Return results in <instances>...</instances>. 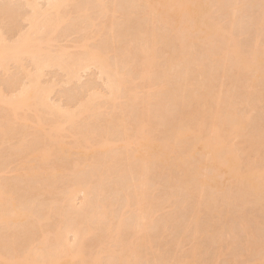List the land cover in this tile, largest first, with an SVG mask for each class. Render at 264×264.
Masks as SVG:
<instances>
[{"label":"rangeland","instance_id":"rangeland-1","mask_svg":"<svg viewBox=\"0 0 264 264\" xmlns=\"http://www.w3.org/2000/svg\"><path fill=\"white\" fill-rule=\"evenodd\" d=\"M51 1L52 0H40L38 3L40 6L36 9H32V7H29L30 5L28 3L26 4L27 0H0V7H2L0 10L2 11L3 9V12L0 14V33H2L1 30L4 31V35H7L4 37H8V41L13 40L12 43L9 42L11 44L15 43L14 39L19 40L22 37L21 35V37L18 38V35L21 33H24L25 36L30 33V35H32L33 32L30 30V24L32 23L30 22H33L32 17L34 14H38L36 16L37 18L35 17L38 19L37 22L34 21L36 24L39 23L38 28H40V26L41 28L46 26L49 27L47 29L40 28V31L38 30V35H40L42 31V37L43 35H47V37L44 38H47L48 41L50 38V44H47V48L46 45L44 47L47 51L49 49L48 53H51V58L59 59L57 57L59 56L58 54L65 52L63 58L61 56L59 57L62 58L63 62L65 60V63L68 64L67 66H73V63H76V59H79L83 63V59L81 58V60L80 57L83 56V58H85V53L88 51L86 49H94L95 47L103 48L105 41L108 42L109 51H113L114 48H125L131 52L132 57L139 53L141 41L136 35L137 31L133 28L135 26L130 27L129 30L125 29L126 23L130 20H135L138 15L141 7L139 3L132 0H103L104 4L106 3L109 5L110 11L113 10L114 4L119 2V7L117 6L118 12L115 15L112 13L108 15L103 7L104 5H102L99 0H71V2L69 0V2H67L68 4H65L66 7L62 6L61 19H59L60 22L58 21L59 23H57L58 28L59 26L60 28L57 30V24L54 25L56 27L53 26L55 20L56 22L58 20L57 13L52 11L54 7L49 6V2ZM51 3L50 5L54 6L53 4L55 1L53 0ZM35 10L37 11L34 12ZM49 20H52V22L54 21V23H50ZM47 21L50 24L46 23ZM44 23L45 25H43ZM102 23L105 26L103 37L100 34L102 32L101 27H103ZM143 26L142 27L146 29L149 24H144L143 22ZM55 28L57 31L54 32ZM115 32L124 33V40L120 48L118 46L115 47L112 43V36ZM99 35H101V37ZM0 37L3 36L1 35ZM86 37L88 38L87 44L85 40ZM84 40L85 44L82 45ZM250 40L251 38L245 37L243 38V43L248 44ZM261 40L262 45H264V31H262ZM101 44L102 47H98ZM112 55L113 54H111V58ZM170 55V50L163 48L160 51L156 64H162L164 59L170 57ZM67 57H71L72 59H68ZM23 58H21L22 61L20 60L19 63H10V69L12 70L10 71L11 74H6V72H4L5 70L0 66V86L3 88L5 95H9V98H15L17 93L19 94V90L25 88L28 83L30 84L28 78H26L27 81H23V79H25L26 73L29 74L28 71L32 70L30 69V67L32 68L33 66L31 63L32 59L29 60L28 57V59ZM79 60H77V62ZM110 60L114 67H116L117 61L119 60L116 61L114 58ZM58 63H55V66L53 64L49 68H44L41 72L42 76L39 82L41 86L49 90L48 95L45 96L47 103L52 107L55 106L54 108L56 109L59 108L56 111H58V113L61 111L63 115L56 114L55 111L54 114L53 111L51 112V110L49 111L47 108L43 107L33 108L28 111L22 110V112H20V117H13V120H11L12 124H10V130L9 125L8 127L6 126L8 132H6L7 135H4L7 137L5 141L1 140L3 138L0 139V143L3 142L2 145H4H1L2 148L0 150H6L4 151L6 153H3L4 156L2 155V160L0 159V165L2 166L0 168V189L5 188L3 192L4 199H6L0 207V211H2L0 213H3L5 216L7 213H10L8 216H11L17 207H21L20 209L22 211L24 209L27 213V218H25L27 220H22L24 223L19 221V223H13L14 220H11L10 217L7 216L5 218L4 215L0 214V219H2L0 220V244L3 246L2 250L6 252V256L10 253L11 256L9 255V257L11 258L13 254L12 239H14L12 237H17V234L19 236V234L21 235L24 233L25 236L23 234L21 237L28 236V241H25L24 247H22L21 251L23 253L32 256L34 255L33 253L37 251L36 248L40 252L41 249L43 250L46 248L45 245L47 244L49 249H47L48 247L46 249L49 252L52 251L50 248L55 247L53 251L56 252L54 253L52 251L51 253L54 257V254L57 255L56 249H60V246L62 248V245L66 244L65 242L69 241V247L75 246V238L77 237L72 231L77 228L80 230L81 228L82 232L86 230L87 232L91 231L92 234L86 240L83 251L84 256L75 258L72 263L68 264H90L93 263L94 260L98 264H118V262L121 264L120 257L123 254L126 255V253H124L125 247H122L118 242L116 243V231L111 232L110 235L107 233V227L111 222L116 225L122 216L125 218L127 216L126 219H123L125 223L124 229L129 228L131 224L134 223H131L132 217L133 220H135L133 214L128 208H125L127 207L128 197H133V185L139 179L138 168H134V170L130 169L131 166L128 163L127 157L128 147L124 145V141L127 137H133L140 116L144 113L146 114L148 111H150L151 116L159 120L154 126L156 131L154 130L155 132L151 135V138L154 142L158 139L161 140L164 136L163 133L168 132L167 128L161 125V118L166 116L167 119L169 113L171 115L173 112L172 110L169 112H166V109L165 111L163 110L164 94L162 95L163 98H161V95H156V93L152 91V86L149 88V85L146 83L143 84L144 79H142L140 75L133 74V76H135L129 85L133 100L131 99L132 101L126 102L123 99L120 105L117 104V106H115L114 104H116V102L110 99V91L108 86L106 87L107 84L105 82L107 79H104L105 76L100 73L101 70L99 66L97 68L95 64L85 63L89 64V69H87L86 65L83 63L86 67L84 68L83 66L85 70L80 71L79 68L81 67H79L78 72L80 71V74L77 73V77L80 75L81 78H79V80L78 78L72 80V77H70L68 73L66 74V64L64 63L63 65L65 68H62L63 66L60 64L58 65ZM122 63L120 59L119 64ZM124 64H126L125 67H123L124 65L122 64V67L125 68L123 69L124 71L126 67L128 70L132 71V68L129 69L127 63L124 62ZM132 73L130 72V74ZM262 78L263 84L264 77ZM15 79L19 82L18 86ZM232 79L233 84L231 86L227 83V85L223 87L222 82H225L226 79L223 77V70L220 71L219 80L216 81L215 89V92L219 93L215 98L217 99L218 96L220 98V93L223 92L224 95H226V99H222L220 103L218 99V103L217 100L213 103V108L216 112L221 113L218 114L219 116L216 123L218 124L222 140L225 141L229 148L227 152L232 158V165L230 164L227 173L220 180L224 197H221L217 201L209 200L208 208L205 209L204 207L205 211L208 212L207 216L201 217V220L208 222L211 226L208 236L212 237V241L209 247L206 248L208 251H211V254L209 255V253L207 254L204 252V248L202 250L203 254L198 256V261L200 262L196 261V264H264V215L260 217L258 212L251 209L252 203L264 202V184L259 188V192L254 190L247 197L250 202L248 206V203L244 204V201L237 195V191L241 183H243V177L249 172V168H255L259 165H262V168H264V147H261L260 143L264 140V131L260 129V125H256L254 128L249 125L240 134L241 138L238 137V139H236L237 134L235 135L232 128L225 124V119H228L227 112L229 109L228 105L225 103L228 102V98L232 95L235 97L241 95L242 98L236 105V108L242 116H245V119L264 116V100H262V102L252 101L251 106H246L245 102L249 97L248 93L250 92L251 95L255 93L256 95L257 91L252 92V90H250V84L252 83H249L245 89L238 92L234 90L237 83L234 76ZM174 80L179 81L178 78ZM12 81L13 83L15 82L13 84L14 87H11ZM20 82L26 83V85ZM155 82L158 83L159 81L155 79ZM29 84L28 88L30 87ZM15 85L17 87H15ZM14 88H19L18 92L14 91ZM227 88L229 92H227ZM94 91L102 98L99 99L98 97L97 100V97L95 98L97 95H95ZM9 92L12 95L9 94ZM14 92L16 93L15 95ZM92 94L94 97H92ZM103 96L105 97L103 98ZM135 96L137 97L135 98ZM90 97H92L91 102L93 101L94 103H90ZM106 97H109V101H106ZM126 97L127 95L123 96V98ZM94 98L96 99L95 101L93 100ZM86 101H88L89 104ZM82 103L88 105V111L83 109ZM189 104L191 103L189 102ZM121 105L123 106L122 108H120ZM252 106L255 108H252ZM8 109L7 105L0 104V116L9 112ZM66 111H71L76 117L73 123H66V118H61V115H66V113L64 114ZM184 111L192 115V119L190 120L191 124L200 123L202 121V118L195 114L199 112V110H196L194 106L187 105ZM201 111L202 109H200V112ZM10 113L12 117V112ZM37 115H40V120ZM122 116H124L129 123L126 131L119 122ZM213 118L214 115L212 112L210 119L213 120ZM27 120H29L28 123H26ZM54 123H59V129L58 132L53 133L52 125H55ZM211 125L208 119V121H206L207 127L205 126V131L208 134L211 131ZM48 133H50V135ZM1 136L2 135H0V137ZM105 139H107L109 143L108 146H103L104 144H102ZM175 145L177 144H175L174 141L170 144L164 143L161 149V152L170 153L171 155L170 158H168L169 160L167 159L166 164H163V168L156 172L157 182H162L163 185L158 188V192L168 191L169 187L167 185H174V182L182 178L181 173L170 165V161L175 158L179 150ZM130 148L131 153L134 151V147L130 146ZM215 150L216 149L212 147L208 152L209 157L206 158H210L215 154ZM224 157L225 154L223 153L217 154V159L220 162ZM206 158L204 161L207 160ZM193 159V154H190L186 160L191 163ZM200 173V179L195 181V197L198 201L201 195H203L204 198L201 201L206 205L207 197H209V195L211 196L214 190L211 188L204 191L202 190L201 180L203 179L205 170H200ZM74 184H80V186H84L83 190H87L85 192H79V194L77 193L75 200L70 202L66 196L70 193L69 188L72 186L74 187ZM30 189L34 192L29 193L32 192L29 191ZM258 195H260V197H258ZM6 203L7 207L5 208L3 206H6ZM103 206L109 209V214L104 217H99L97 212ZM172 206L173 204L167 203L164 209L160 208L155 211V220L154 224H152L154 228L152 227L150 230L154 233L152 234L153 238H144V235L139 237L138 242L144 247L143 254L147 258L146 260H140L141 262L138 261L139 264H156V262H160V264H181V262L183 264H192V260L186 258L183 254L194 249L199 251L200 248L205 246L199 244V242H194L196 244H193L191 239H187L184 236L186 231L185 228H192V223L196 219L194 218L195 214H188L186 216L179 232L173 233L170 232V230L168 232L160 230L159 232V229L163 228L160 227V225L163 226L162 222H160L161 218L171 211ZM13 207H15V209ZM243 210H246L250 214L249 218L243 215ZM52 212L54 214L53 217ZM49 213L52 214L50 217L52 218L51 220L47 218ZM1 216L5 219L3 220ZM129 216L132 217L130 218ZM188 218H190V221ZM8 219H10V221ZM26 223H28V225L32 224L29 226L30 228L26 229H29L28 232L25 229L26 232L23 231V228H21L24 226L28 227ZM260 224L262 226H260ZM261 228L262 231L260 230ZM58 233L61 235L65 234L62 236L65 239L63 240L62 237L61 239L59 237L57 239L56 234L58 236ZM41 234L45 238L42 237ZM156 235L157 238L154 239ZM59 239L64 242H61ZM129 241L130 237H125L123 239V244L126 246ZM59 243L62 244L59 245ZM42 244L45 245L42 246ZM52 245L53 247H51ZM56 245L59 247L57 248ZM41 246L42 248H39ZM66 246L68 247V242ZM105 246H109V253L113 254L111 258H109L108 254L104 253ZM121 247L124 250V252L121 251L123 254L120 252V250H122ZM46 249L41 251V253L44 251V253H47ZM63 249L64 248H62V250ZM49 252L47 255H50ZM58 252L60 256L61 251L58 250ZM37 253L35 256H37ZM41 253H38V257L40 255V258H46V256H44L43 253L41 255ZM61 256H63V253ZM133 259L134 258H131V260ZM125 261L127 262V260ZM61 264L66 263L63 262Z\"/></svg>","mask_w":264,"mask_h":264},{"label":"bare ground","instance_id":"bare-ground-1","mask_svg":"<svg viewBox=\"0 0 264 264\" xmlns=\"http://www.w3.org/2000/svg\"><path fill=\"white\" fill-rule=\"evenodd\" d=\"M39 1L27 0L26 4L28 3L30 5H28L29 7H32V9H36L38 6H40V4L38 5ZM54 1V6H51L52 3L49 2V6L54 7L52 8V11L57 13L58 18L57 22L55 20V23L54 21L52 22V20H49L50 23H54L53 26L60 22L59 19H61L60 17L62 6L66 7L69 0ZM132 1L139 3L141 7L135 20L128 21L125 25V29L129 30L130 27L135 26L133 28L137 31L136 35L140 38L139 40L141 41V48L139 49V53L136 56L132 57L131 52L125 48H114L113 51H109V46L107 45L108 42L105 41V45L103 48H87L86 50L88 51H86L85 53V58L81 56L80 59H83L84 64H95V67L97 65V68L99 66L101 70L100 73L105 76L104 79H107V81L105 82L107 85H105L106 87L108 86V89L110 91V99L116 102V104H114L115 106H117V104L120 105L123 102V99L126 102H130L133 100L129 85L135 75H140L142 79H144L143 84L146 83L147 85H149V88L152 86V91H154L156 95L162 96L164 94L163 96L165 97L162 108L164 111L166 109V112L172 110L173 113H171V115L169 113L170 116L168 115L167 119L166 116L161 118V125H163L164 128H167L168 131L167 133H163L164 136L161 138V140L158 139L154 142L151 138V135L156 131L154 126L159 120L154 118V116H151L150 111H148L146 114L144 113L140 116L136 124L137 126L135 128L136 130L133 137H127L124 141V145L128 147L127 157L128 163L131 166L130 169L134 170V168H138L137 171L139 173V179L133 185V197H128L129 199L127 201V207L125 208H128V210H130L135 220H133L132 216H129L130 218L132 217L131 223H134H132L133 225L131 224L132 227L130 226L129 228L124 229L125 223L123 219H126L127 216L126 218L122 216V218L119 219L116 225L113 222L109 224V226L107 227V233L110 234L111 232L116 231V243L118 242L122 247H125V252L122 247V250H120V252L122 251L126 253V255H124L121 252L123 254L120 257L121 264H139L138 261L147 259L143 254L144 247L141 243L138 242L139 237H142V235H144V238H153L152 234L154 233H152V231L150 230L152 227L154 228L152 224H154L155 220V211L159 210L160 208L164 209L165 204L167 203H170L171 205L173 204L171 211L166 213L161 218L160 222H162L163 226L160 225V227L163 228H160L159 232L160 230H163V232H168L170 230V232L177 233L179 232L180 228H182L186 216L188 214H195L194 218L196 219L192 223V228L189 229L185 228L186 226L184 227L186 229L184 236L187 239H191V242L193 244H196L194 242H199V244H203L205 246L203 248H200L199 251L194 249L187 253L185 252L183 255H185L186 258H190L192 260V264H196V261L200 262L198 261V256H201L203 254V251L207 254L209 253V255L211 254V251H208L206 249L209 247L212 241V237L208 236L211 226L208 222L201 220V217L207 216L208 211H205V209L208 208L209 200L217 201L221 197H224V192L222 191L220 180L227 173L230 164L232 165V158L227 152V149L229 150V148L227 147L225 141L222 140L218 124L216 123V120L219 116L218 114L221 113H217L213 108V103L216 100L218 103L219 99L220 103L222 99H226V95H224L223 92L220 93V98L219 96L217 99L215 98L219 93L215 92L216 81L219 80V73L221 70H223V77L226 79L225 82H222L223 87H225L227 83H229V86L233 84V76L235 78V81L237 82L236 86L233 87L234 90L238 92L245 89L247 84L252 83L250 84V90H252V92H257L256 95L255 93L252 95L250 92L248 93L249 97L245 102L246 106H251L252 101L262 102V100H264V83L262 84V77H264V45H262L261 43L262 31H264V0ZM99 2L104 5L103 7L107 11L106 13L108 15H110L109 13L115 15L118 12L117 6L119 7V2H114L115 4L112 11H110L109 5H107L106 3V5L104 4L103 0H99ZM36 11L37 10H35L34 12ZM2 12L3 9L0 14ZM37 15L34 14V16L32 17L33 22H30L32 23L30 24V30L33 32L32 35H30V33L25 36L24 33H21L20 35H18V38H20L21 35L22 37L19 40L14 39L15 43L11 44L13 40L8 41V37H4L7 36L6 34L4 35V31L1 30L3 34L0 33V36H3L0 37V66L5 70L3 71L6 72V74H11L10 71L12 70L10 69V63H19L20 60L22 61L21 58L23 57V59L27 57L29 58V60L32 59L31 63L33 64L32 68L30 67V69L32 70H29V74L26 73L25 79H23V81L26 80V78L30 80V84L28 83L30 87L28 88V84L26 85V83L20 82L21 84H25L27 87L25 86V88L19 90V94L17 93L18 96L16 95L15 98H9V95L6 96L7 94L5 95L3 88L0 86V104H3L5 106L7 105V108H9V112L0 116V135H2L0 139L3 138L1 139L2 141H5V138H7L4 136L7 135L6 132H8V128H6V126L8 127L9 125L10 130V124H12L11 120H13V117H20V112H22V110L28 111L32 110L33 108L43 107L47 108L49 111L51 110V112L53 111V113L54 111L56 112V114L58 113V111L56 110H58L59 108L56 109L54 108L55 106H50L45 99V96L48 95L49 90L41 86L39 82L40 77L42 76L41 72L44 68H49L53 64L55 66V63L57 64L58 62H60L58 63V65L60 64L61 66H63L62 68H65L66 66V74L68 73V75L72 77V80H75V78H78L79 80V78H81L80 75L79 77H77L78 74H80L79 72L81 70H85L84 68L86 67L87 69H89V64H85V67V65L79 59H76V63H73V66H67L68 64L65 63V60L64 62L62 61L65 52L62 54H58L62 58L57 55L56 56L59 59L51 58V53H48L49 49L48 51L46 50L47 44H50L51 42L50 38L48 41L47 38H44L47 37V35H43L42 37V31L40 33L41 36L38 35L41 29H47L49 27H43V25H45L44 23L42 25L43 28H41V26V29L38 28L39 23L36 24L34 22H37L38 20L36 19ZM143 22L144 24H149L146 29L143 28ZM46 23H48V21ZM59 28L57 24V30ZM101 28L102 32L100 34L103 37L105 26L103 25V27ZM57 30L55 28L54 32ZM101 35L99 36L101 37ZM123 36L124 33H113L112 43L115 47H122L120 45L124 40ZM245 37L251 38L248 44L243 43V38ZM85 40L87 44L88 38L86 37ZM85 40L83 41L82 45L85 44ZM45 45L46 48L44 47ZM98 47H102V44ZM163 48L169 49L171 55L170 57L164 59L163 63L159 65L156 64V61L160 55V51ZM111 54H113L112 58H114V60H119L117 61L118 67H114V65L112 64L110 60L112 59ZM68 59L72 58L70 57ZM120 59L121 62H123L122 64L124 66L122 64H119ZM77 60H79L80 63L79 61L77 62ZM124 62L128 64L129 69L132 68V71H130L126 67V70L130 71L131 73L133 72L132 74L125 70L126 72H128L126 73L123 70L125 69L123 67L126 66ZM64 63L66 64L65 66L63 65ZM118 64L121 66H119ZM78 68L80 69L79 72ZM133 74L135 75L133 76ZM176 78H178L179 81H175L174 79ZM155 79H157L159 82L156 83ZM15 82H17V80ZM14 83L12 81L11 87H14ZM18 85L19 82H17V86ZM17 86L15 85V87ZM19 88H14V91L18 92ZM227 92H229L228 88ZM11 93L9 92V94ZM94 93L95 95H97L96 91H94ZM15 94L16 93L14 92V95ZM124 95H127V97L123 98ZM163 96L161 98H163ZM243 96L245 98L244 94ZM92 97H94V95ZM92 97H90V103L93 102H91ZM98 97V95L95 96L97 100ZM104 97L105 96H103V98ZM109 97L105 98L106 101H109ZM136 97L137 96H135V98ZM95 98L93 99L94 101L96 100ZM101 98L102 97H99V99ZM241 98V95L236 97L232 95L228 98V102L225 103L229 108L227 112L228 119H225V124H227L226 126H230L232 128L235 135L237 134L236 139H238V137L241 138L240 134L249 125L253 128L256 125H260V129L264 131V116H256L251 117L250 119H245V116H242V114L239 113L236 105L241 100ZM189 102L191 104H189ZM84 104L85 103H82L83 109H86V111H88V105ZM122 105L120 108L123 107ZM187 105H192L196 110H199V112L195 114L202 118V121L200 123L191 124L190 120L192 119V115L189 112L184 111L185 106ZM252 108L255 107L252 106ZM200 109H202L201 112ZM10 112H12V117L10 116ZM70 112H64V114L66 113V115L64 116H62L63 114L61 113V111L58 114H62L61 118H66V123H73L76 117L72 112ZM212 112L214 115L213 120L210 119V115ZM40 115H37L39 120ZM208 119L210 124H212L209 134L205 131L207 127L206 121H208ZM28 122L29 120L26 121V123ZM119 122L126 131L127 127L129 126L127 119L122 116L119 119ZM54 124L55 125H52L53 133L58 132L59 129V123ZM48 134L50 135V133ZM173 141L175 144H177L175 146H177L179 150L175 158L170 161V165L172 167H175L181 173L182 178L178 179V181L176 182L173 181L174 185H167L169 187L168 191L158 192V188L163 185L162 182H157L156 172L163 168V164H166L167 159L170 158L171 155L170 153H165L163 151L161 152V149L163 148L164 143L170 144ZM2 143H0V146L2 145ZM260 143L261 147H264V140H262ZM102 144H104L103 146L109 145L107 139H105ZM2 146L0 147V149L2 148ZM130 146L134 147V151L131 153ZM212 147L216 149V153L210 157L211 159L206 158L209 157L208 152L212 149ZM4 151L6 150H0L1 160L2 155L4 156V154L6 153ZM219 153L225 154V157L221 162L217 159V154ZM190 154H193L194 159L191 163L189 161L188 163L186 159ZM205 158L207 160L204 161ZM1 167L2 166L0 165V168ZM202 169L205 170V174L203 176V179L201 180L203 187L202 190L204 191L210 188L214 190V193L211 196L209 195V197H207L206 205H204V203L201 201L204 198L203 195H201L198 201L196 200L194 191L196 186L195 181L200 179V170ZM75 184L74 187L72 186L73 188H69L70 193L66 196V198H68V201L70 202H73V200H75L77 193L79 194V192H85L87 190H83L84 186ZM263 184L264 168H262V165H259L255 168H249V172L243 177V183H241L237 191V195L242 199V201H244V204L248 203V206L250 202L247 197L254 190L259 192V188L262 187ZM4 189H0V207L6 200L4 199ZM32 189L29 190L32 191L29 193L34 192ZM258 197H260V195H258ZM3 207L6 208L7 203L6 206ZM13 208L15 209V207ZM20 208L17 207V209H15L11 216H8V214L10 213H7L6 216L3 213L0 214L4 215L5 218L7 216L10 217L11 220L15 221H13V223H24V221L22 220L27 218V213L24 209L22 211ZM251 209L255 212H258L261 217V215H264V202L261 201L255 204L252 203ZM108 211L109 209L106 206H103L97 212V215L99 217L107 216L109 214ZM50 213V216L47 215V218L51 220L52 218L50 217L53 212L52 214ZM243 215L247 218L250 217V214L246 210H243ZM53 216L54 214L52 215V217ZM4 217L3 220L5 219ZM10 219L8 220L10 221ZM26 220L27 219H25V221ZM188 220L190 221V218H188ZM26 225H28V223H26ZM31 225L29 224L28 227L24 226L21 228H23V231H25L27 228H30L29 226ZM260 226L262 225L260 224ZM28 230L26 231L28 232ZM260 230L262 231V228ZM83 231L84 232H82L81 228L80 230L77 228L72 231L77 237L75 238L76 244L74 247H69V241H67L68 247L66 246L67 242H65L66 244L64 243L65 245H62V248H64L63 250L61 246L59 247L56 245L57 248H60L56 249L58 256L56 254H54V257L53 255H51L53 249H55L53 245L51 246L53 248H50L52 249V251L49 252L47 251V249H49L48 245L42 244V246L45 245L46 248L48 247L47 249H43H46L47 253H44L45 251L42 252L43 255L46 256V258L41 257L42 259L40 258V255L38 257V253L40 254L41 251H43L42 249L39 252L36 248L37 251H34L35 253H33L34 255L31 254L32 256L23 253L21 250L22 247H24L25 241H28V236L21 237L24 233H22L21 235L19 234V236L17 234L18 238L16 236L12 237L14 239H12L13 254L11 258L9 257L10 253L6 256V252H4L5 250H2L3 246L2 244H0V264H61L63 262L66 264L72 263L75 258L84 256L83 251L85 248L86 240L92 234L91 231ZM64 235L58 233V236L56 234V237L57 239L58 237L61 239V237ZM125 237H130V241L126 246L125 244H123V239ZM155 238H157V235L156 237H154V239ZM62 239L64 240L65 238L62 237ZM60 241L64 242L62 240ZM47 242L49 243V241ZM61 244L62 243H59V245ZM42 246L39 248H42ZM104 248V253L108 254L109 258H111L113 254L109 253V246H105ZM58 250L61 251V254L63 253V256H61V254L59 256ZM48 252L50 253V255H47ZM36 253L37 256H35ZM131 258L134 259L131 260ZM125 260H127V262ZM90 264L98 263L94 260L93 263ZM156 264H160V262H156ZM181 264L183 263L181 262Z\"/></svg>","mask_w":264,"mask_h":264}]
</instances>
